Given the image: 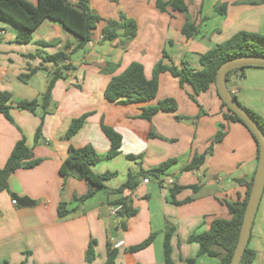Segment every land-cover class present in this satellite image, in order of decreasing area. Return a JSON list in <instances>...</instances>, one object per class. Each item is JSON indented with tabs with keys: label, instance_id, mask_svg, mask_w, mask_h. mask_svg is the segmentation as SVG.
Listing matches in <instances>:
<instances>
[{
	"label": "crops",
	"instance_id": "1",
	"mask_svg": "<svg viewBox=\"0 0 264 264\" xmlns=\"http://www.w3.org/2000/svg\"><path fill=\"white\" fill-rule=\"evenodd\" d=\"M28 1L37 4L38 0ZM184 1L199 28L193 38L182 32L186 16L171 9L160 12L157 0H90L91 10L101 21L94 31L93 46L81 50H77L78 38L51 20L36 29L31 43L20 45L16 41L19 27L0 17V92L11 93L13 105L41 101L54 75L51 64L43 65L40 58L28 56L65 53L69 57L65 64L74 68L56 83L46 110L40 108L33 114L13 109L14 124L0 114V170L23 138L33 153L32 160L39 161L35 167L18 169L9 178V190L0 191V264H105L108 245L115 248L119 242L123 245L115 248L119 251L117 264H166L169 229L174 264H191L189 260H195L193 264H221L220 258L200 257L199 244L189 238L207 232L216 219L230 220L225 202L245 198L247 186L241 182H252L259 164L258 146L251 134L241 123L225 119L228 112L214 86L196 95L190 84L181 86L169 72L159 75L158 94L152 101L125 104L105 98L111 79L134 62L144 66L148 80L160 61L179 69L185 62L194 71H202L201 55L241 31L264 32V4H257L259 0ZM68 2L78 4V0ZM124 17L136 21V38L128 41L120 30L116 40L103 42L107 22H120ZM29 68L40 69L24 83L19 76ZM258 69L249 74L253 78L250 83L234 76L228 85L242 104L264 120V68ZM167 99L176 101L177 110L160 111L150 122L141 119L144 108ZM85 115L88 118L82 128L67 140L72 121ZM103 125L122 136V147L117 157L103 159L92 171L99 177L110 174L103 181L109 190L119 189L129 176L138 178V188L122 195L137 209L130 219L111 215V204L118 196L97 190L82 201L92 188L90 183L75 169L68 176L60 172L71 145L81 151L91 147L101 157L107 155L111 144ZM40 126L42 134L36 142ZM220 130L224 139L214 145L199 169L184 171L196 155L212 146ZM151 133L156 137H150ZM172 160L162 184L153 178L144 183L147 178L140 176L141 172ZM169 178L174 179L173 186L182 188L176 200L189 199L188 203H173V186L166 182ZM12 195L29 198L33 205L15 206ZM61 204L70 211L65 218L59 216ZM151 236L150 246L128 252ZM92 241L96 242L95 258L87 262ZM248 246L255 252L251 264H264V194Z\"/></svg>",
	"mask_w": 264,
	"mask_h": 264
},
{
	"label": "trees",
	"instance_id": "2",
	"mask_svg": "<svg viewBox=\"0 0 264 264\" xmlns=\"http://www.w3.org/2000/svg\"><path fill=\"white\" fill-rule=\"evenodd\" d=\"M112 2H119L120 0H110ZM257 4H264V0H259ZM157 8L160 12H168V9L179 11L186 16V23L182 29L183 34L188 38H193L199 33L198 26L192 21L188 5L184 0H157ZM0 17L4 20H9L19 27L16 41L20 45H27L31 43L33 33L46 20H51L60 23L69 33L76 36L79 40L77 50L85 49L89 42L94 39V31L97 29L101 18L96 15L90 8V0H78L76 6L71 5L68 0H38L37 4H32L28 0H0ZM122 30L124 38L131 41L136 38L138 26L133 19L122 18L120 22L109 20L103 29V42H112L118 38V31ZM244 55H258L264 56V36L259 33L241 31L235 34L227 42L218 45L214 49L201 55L200 63L203 66L202 71H194L189 68L187 63H183L182 69L171 65H165L160 61L155 69L151 80H148L145 75L144 66L140 63H132L121 75L115 76L111 79L105 90V98L110 102H123L125 104H135L142 102H149L156 98L159 89L158 78L159 75L165 72L171 73L174 78L179 79L180 85L190 84L196 95L207 92L212 86L217 90L218 97L222 101V106L227 110L225 119L229 122L241 123L251 134L258 146V155H260V147L257 138L251 132L249 127L233 112L219 95L216 77L220 67L228 60L244 56ZM29 58H40L43 65L51 64L54 68V75L50 82L49 88L41 101H19L15 105L12 104V94L9 92H0V114H2L10 123L14 124L11 116V111L17 109L20 111H28L35 114L40 108L46 110L52 98V92L56 83L60 80L66 79L67 73L73 71L71 65H66L68 56L65 53H58L51 56L30 55ZM164 58H168V54L164 52ZM250 68V67H246ZM246 68L235 69L228 73L227 81L235 77H243V74H238ZM252 68V67H251ZM257 68V67H253ZM40 68H29L28 73L19 76V80L27 83L29 79ZM239 101V100H238ZM240 102V101H239ZM242 107L259 123L264 131V120L252 109L244 104ZM177 110V103L174 99L164 100L156 106H149L144 108L141 119L151 121L154 115L160 111H175ZM88 115L79 119H74L66 134V139L69 140L82 128L86 122ZM220 129L224 126L220 125ZM102 130L111 144V148L105 157H101L91 148L87 147L81 151L74 146H70L69 157L61 167V174L68 176L72 170H77L81 178L87 180L91 185V190L88 195L82 198V201L90 199L95 191L107 190L109 194L118 196L112 206H122L119 217L122 219H130L137 214V209L133 207L131 200L123 197L126 190L134 191L138 188L140 183L136 176H129L127 182L117 190H109L103 184L104 179H108L110 174L107 173L104 177H99L94 174L92 167L97 165L103 159L111 160L117 157L122 147V136L114 129L102 126ZM42 134V126L36 132V142L40 139ZM150 137H156L153 133ZM225 137L223 130L217 134L212 146L202 155H196L193 161L184 168V171H192L199 169L204 163L207 155L213 153V148L216 143L221 142ZM33 153L26 145L25 138L21 139L14 147L10 158L8 159L4 169L0 170V191L9 190V178L18 169L31 168L39 164L38 160H32ZM174 163L169 161L158 168L143 171L140 176L145 178H153L160 184L163 183V178L166 175L167 169ZM254 181V179H253ZM253 181L250 183L241 182L247 186V193L242 201L225 202L228 211L232 218L216 219L211 224L207 232L192 235L189 238L190 242L198 243L200 246L199 256H208L212 258H220L221 264H231L238 240L240 230L246 211L247 203L250 197ZM182 188L173 186L171 188V195L173 203L176 205L186 204L190 200L178 202L176 200L177 193ZM194 190L197 188L193 187ZM70 214L67 210L66 204H61L59 207V216L65 218ZM172 229H169L165 241V260L166 264H174L171 258L170 239ZM154 236L142 244L132 247L128 252L134 253L141 251L153 242ZM96 242L92 241L86 253V261L91 262L95 258ZM119 251L112 248L111 245L107 247V260L105 264H117ZM255 259V252L247 247L242 258L241 264H251ZM188 263H195V260H189Z\"/></svg>",
	"mask_w": 264,
	"mask_h": 264
},
{
	"label": "water",
	"instance_id": "3",
	"mask_svg": "<svg viewBox=\"0 0 264 264\" xmlns=\"http://www.w3.org/2000/svg\"><path fill=\"white\" fill-rule=\"evenodd\" d=\"M246 67L264 68V56L244 55L226 61L218 70L216 85L222 100L251 130L258 140L260 147L258 169L251 188L250 197L244 214L239 240L231 260V264H241L242 258L249 245L255 218L264 194V131L259 123L242 107L238 98L230 90L227 75L229 72ZM21 207L32 206L29 198L12 195Z\"/></svg>",
	"mask_w": 264,
	"mask_h": 264
},
{
	"label": "built area",
	"instance_id": "4",
	"mask_svg": "<svg viewBox=\"0 0 264 264\" xmlns=\"http://www.w3.org/2000/svg\"><path fill=\"white\" fill-rule=\"evenodd\" d=\"M93 44H94V42L91 41V42H89L88 46L92 47ZM149 182H150V180H149L148 178L144 180V183H145V184H147V183H149ZM166 182H167V184L170 185V186L175 185V181H174V179H172V178L167 179ZM12 203H13V205H15V206L18 205V203H17L16 200H13ZM121 210H122V206H121V205H119V206H112V207L110 208V213H111V215H113V216H119V213L121 212ZM122 245H123V242H119V243H117V244L115 245V248H120Z\"/></svg>",
	"mask_w": 264,
	"mask_h": 264
},
{
	"label": "rangeland",
	"instance_id": "5",
	"mask_svg": "<svg viewBox=\"0 0 264 264\" xmlns=\"http://www.w3.org/2000/svg\"><path fill=\"white\" fill-rule=\"evenodd\" d=\"M193 5V4H192ZM260 34H262V35H264V32H262V33H260ZM258 70H260V69H258V68H246V69H244V70H242V71H239L238 72V74H243V80H245V82H247V83H250L251 81H252V76L251 75H249L251 72H258ZM264 72V71H263ZM247 74V75H244V74ZM249 75V76H248ZM258 77V79H261V77H259V76H257ZM239 78H241V77H239ZM239 82V81H238ZM230 86H232V85H230ZM149 107V106H148Z\"/></svg>",
	"mask_w": 264,
	"mask_h": 264
}]
</instances>
